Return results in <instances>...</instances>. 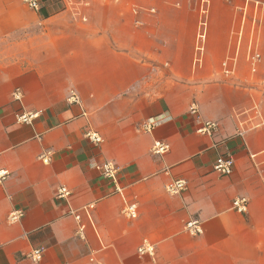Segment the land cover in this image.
I'll list each match as a JSON object with an SVG mask.
<instances>
[{"label":"crops","instance_id":"obj_1","mask_svg":"<svg viewBox=\"0 0 264 264\" xmlns=\"http://www.w3.org/2000/svg\"><path fill=\"white\" fill-rule=\"evenodd\" d=\"M210 3L196 66L199 0H87L77 10L45 0L39 11L0 0V264H264V13L245 15L244 0ZM23 113L38 117L22 125ZM207 121L218 124L212 136L197 132ZM155 143L167 152L153 154ZM225 153L229 176L213 170ZM103 163L118 167L116 182L95 170ZM177 180L185 189L168 194ZM236 198L248 200L245 213ZM129 202L135 219L122 213ZM15 210L24 216L10 223ZM189 221L200 235L186 232ZM37 247L45 252L32 263Z\"/></svg>","mask_w":264,"mask_h":264},{"label":"built area","instance_id":"obj_2","mask_svg":"<svg viewBox=\"0 0 264 264\" xmlns=\"http://www.w3.org/2000/svg\"><path fill=\"white\" fill-rule=\"evenodd\" d=\"M28 8L39 11L45 0H21ZM66 7L77 10L79 7L85 6L87 0H58ZM245 6L243 13L246 15L248 8L252 7V13L254 16V20H257L259 15L264 13V5L260 2H256L254 0H244ZM211 3L210 0H199V20L197 25V34L195 38V47H194V65L199 66L203 62V57L205 53V45L207 39V28H208V20L210 14ZM260 58L258 53H253L250 47L248 60L251 64L257 62ZM222 71L225 75H229L232 73V70L229 69L228 61H225L221 64ZM255 71V70H254ZM16 99L18 98V94H16ZM70 103L79 104L80 99L74 93L70 92V97L68 99ZM190 113L193 115L197 114L196 105H192L190 108ZM38 117V113H23L16 117V122L22 125H31L33 120ZM155 124L151 122H146L141 126L142 131L151 132ZM216 131H218V124L213 121H207L202 124V126L197 130L198 133L212 136ZM85 137L93 144H100L102 139L96 133L87 131L85 133ZM168 146L163 143H155L152 147V153L155 155H163L167 152ZM43 162L47 163L48 158L46 156H42ZM234 168V159L230 153H225L220 155L213 165V170L222 176H229L233 172ZM95 170H97L100 175L111 182H116V178L119 172L118 167L114 166L112 163H103L95 166ZM6 172L0 171V184L6 177ZM186 187V183L183 180H177L170 182L165 186V190L168 194L178 195L180 194ZM115 192L121 194V189L117 186L115 188ZM71 192L64 188L60 187L57 190L56 198L57 199H67L70 196ZM248 200L246 198H236L232 202V207L239 213H245L247 211ZM89 208H83V212L88 215ZM122 213L128 217L129 219H135L138 216V208L136 203H125L122 209ZM70 214L74 216V219L78 222V231L83 233L85 226L81 223V217L79 214H76L73 211H70ZM24 216V213L21 210H15L9 213L7 219L10 223H14L19 221ZM186 232L191 236L200 235L202 233V227L200 222L198 221H189L185 224ZM148 251V250H146ZM45 252L44 247H37L32 249L27 255L26 258L29 259L32 263H39L42 260L43 254ZM145 249L140 248L139 253H144Z\"/></svg>","mask_w":264,"mask_h":264},{"label":"rangeland","instance_id":"obj_3","mask_svg":"<svg viewBox=\"0 0 264 264\" xmlns=\"http://www.w3.org/2000/svg\"><path fill=\"white\" fill-rule=\"evenodd\" d=\"M53 2L57 3V0H53Z\"/></svg>","mask_w":264,"mask_h":264}]
</instances>
